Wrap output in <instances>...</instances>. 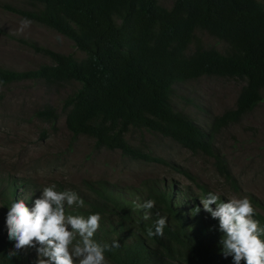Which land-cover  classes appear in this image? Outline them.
I'll return each instance as SVG.
<instances>
[{
  "label": "trees",
  "instance_id": "16d2710c",
  "mask_svg": "<svg viewBox=\"0 0 264 264\" xmlns=\"http://www.w3.org/2000/svg\"><path fill=\"white\" fill-rule=\"evenodd\" d=\"M25 1L28 6L8 7L64 34L84 56L76 58L69 52L32 43L49 56L50 62L25 69L0 65V85L21 79L76 81L78 85L62 99L65 125L73 136L88 135L97 146L119 148L133 157L149 159L125 138L129 128L138 127L166 135L191 150L211 152V132L176 108L171 99L176 84L202 74L244 79L234 106L212 117V130L237 120L262 99L261 0H172L168 7L158 0ZM196 30L224 41V52L204 46ZM34 113L50 120L56 116L49 105ZM215 157L220 172L228 177V171L220 167L222 161ZM196 183L200 198L212 192L205 184ZM52 184L57 191L76 192L84 201L83 207L65 205L66 215L86 218L100 214V228L93 237L97 243L118 240V248L104 253L107 264H233L232 257L222 253L218 219L203 210L194 192L172 180L145 177L136 185H123L86 179L68 188L58 182ZM44 187L23 178L16 181L0 169V204L4 209L0 214V264H34L35 249H21L18 256L7 259L14 242L7 239L5 218L14 200L28 203L39 197ZM149 199L156 206L150 210L151 218L144 220L143 210H137L135 203ZM197 206L200 212L192 215ZM160 215L168 218L163 236H148V229L154 231ZM254 219L264 228L263 214L255 210ZM260 238L264 240V235Z\"/></svg>",
  "mask_w": 264,
  "mask_h": 264
},
{
  "label": "rangeland",
  "instance_id": "374dc122",
  "mask_svg": "<svg viewBox=\"0 0 264 264\" xmlns=\"http://www.w3.org/2000/svg\"><path fill=\"white\" fill-rule=\"evenodd\" d=\"M158 2L168 7L172 0ZM8 6L28 4L25 0H0V65L25 69L50 62L49 56L32 43L69 52L76 58L84 56L64 34L23 17ZM25 18L31 24L20 31V21ZM195 34L204 46H213L220 52L226 49L224 41L204 30H196ZM243 83L242 77L202 74L176 84L171 98L174 106L204 131L211 132V152L191 150L159 132L129 128L125 133L127 142L149 155V159L133 157L119 148L97 146L92 137L83 133L73 136L69 132L62 99L78 85L74 80L46 83L21 79L0 85V169L16 181L23 178L37 187L58 182L68 188L81 185L86 179L136 185L142 178L155 177L189 189L199 203L202 198L198 196L201 192L196 182H201L225 200L247 197L254 209L264 215V87L260 90L262 99L237 120L216 130L210 127L214 115L234 106ZM44 105L54 109L53 120L34 113ZM215 155L222 161L220 167L228 171V177L220 172ZM31 202L27 203L29 207Z\"/></svg>",
  "mask_w": 264,
  "mask_h": 264
},
{
  "label": "clouds",
  "instance_id": "9594fccd",
  "mask_svg": "<svg viewBox=\"0 0 264 264\" xmlns=\"http://www.w3.org/2000/svg\"><path fill=\"white\" fill-rule=\"evenodd\" d=\"M20 31L31 21L22 19ZM52 184L41 190L39 197L31 202L14 200L7 207L5 226L7 239L13 247L7 251V259L18 256L21 249H35L34 264H107L105 251L119 247L118 240L111 244L97 243L93 237L100 228L101 216L93 213L86 218L79 215H66L65 205L83 207L84 201L72 190L57 191ZM203 210L219 221L222 253L231 256L233 264H264V228L254 219L255 209L247 197H233L227 202L219 194L209 192L200 200ZM215 205V208L211 207ZM154 200L135 203L137 210H143L142 218H151L150 210ZM2 207V206H0ZM194 207L192 215L200 212ZM168 223L166 216L160 215L155 221V229H148V236H163Z\"/></svg>",
  "mask_w": 264,
  "mask_h": 264
}]
</instances>
